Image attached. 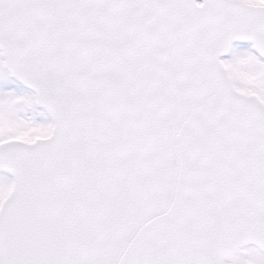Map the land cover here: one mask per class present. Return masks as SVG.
Instances as JSON below:
<instances>
[{
	"label": "snow or ice",
	"instance_id": "6c2138e0",
	"mask_svg": "<svg viewBox=\"0 0 264 264\" xmlns=\"http://www.w3.org/2000/svg\"><path fill=\"white\" fill-rule=\"evenodd\" d=\"M0 264H264V0H0Z\"/></svg>",
	"mask_w": 264,
	"mask_h": 264
},
{
	"label": "water",
	"instance_id": "95a60500",
	"mask_svg": "<svg viewBox=\"0 0 264 264\" xmlns=\"http://www.w3.org/2000/svg\"><path fill=\"white\" fill-rule=\"evenodd\" d=\"M235 43V42H234ZM238 43H243V42H238Z\"/></svg>",
	"mask_w": 264,
	"mask_h": 264
}]
</instances>
